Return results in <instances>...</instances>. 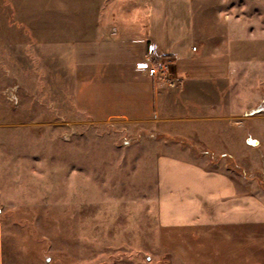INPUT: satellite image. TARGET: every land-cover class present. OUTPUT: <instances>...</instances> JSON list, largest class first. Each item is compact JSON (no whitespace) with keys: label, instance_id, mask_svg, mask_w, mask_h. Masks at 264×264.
Masks as SVG:
<instances>
[{"label":"rangeland","instance_id":"374dc122","mask_svg":"<svg viewBox=\"0 0 264 264\" xmlns=\"http://www.w3.org/2000/svg\"><path fill=\"white\" fill-rule=\"evenodd\" d=\"M30 3L31 13L39 0ZM263 3L63 0L58 6L73 9L82 32L103 7L130 36H145L152 20L159 24L161 18L175 28L188 23L211 38L226 30L245 40L253 33L250 49L258 54ZM29 16L31 31L14 26L23 22L10 20L9 10L0 18V264H184V242L167 238L158 198L164 206L168 190L182 179L185 151L204 155L216 169L221 163L233 168L246 187L264 191L263 94L253 112H233L228 120L239 123L228 143L237 158L207 152L198 127V136L183 127L170 137L146 122H94L73 98L77 71L68 48L56 43L55 30L64 26L49 19L52 37L41 45L39 16ZM247 135L259 144L244 143ZM224 137L213 132L211 140L221 147Z\"/></svg>","mask_w":264,"mask_h":264},{"label":"crops","instance_id":"0c3cea01","mask_svg":"<svg viewBox=\"0 0 264 264\" xmlns=\"http://www.w3.org/2000/svg\"><path fill=\"white\" fill-rule=\"evenodd\" d=\"M30 1L0 0V18L9 10L10 20L12 16L23 22H13L14 26L31 31L29 14L39 16L36 36L41 45L52 37L48 22L62 23L64 28L55 30L56 43L68 48L77 71L73 98L92 121L146 122L170 137L183 127L191 130L189 136H198L194 131L198 127L199 142L207 152L221 160L238 157L237 149L228 143L233 124L239 123L228 120L241 110L246 117L264 95V38L259 43L263 50L256 54L250 49L256 46L253 33L248 40L230 35V30L211 38L188 23L175 28L161 18L159 24L152 20L147 35L130 36L112 24L110 12H102L103 7L98 17L93 14L86 20L89 30L82 32L73 9L58 6L63 0H39L31 13ZM142 61L167 63L174 86L136 70L135 64ZM213 132L225 136L221 147L213 144ZM251 141L256 140L245 136L244 143ZM183 154L188 161L180 164L182 179L168 190L165 205L160 195L158 204L167 238L184 242V264H264V191L246 187L238 173L223 163L216 169L196 151Z\"/></svg>","mask_w":264,"mask_h":264},{"label":"built area","instance_id":"2783aa9c","mask_svg":"<svg viewBox=\"0 0 264 264\" xmlns=\"http://www.w3.org/2000/svg\"><path fill=\"white\" fill-rule=\"evenodd\" d=\"M136 69L145 72L149 77L154 78L155 80L166 81V84L169 87L174 86V82L170 80L168 64L165 62L159 63L157 65L143 62L137 65Z\"/></svg>","mask_w":264,"mask_h":264},{"label":"water","instance_id":"95a60500","mask_svg":"<svg viewBox=\"0 0 264 264\" xmlns=\"http://www.w3.org/2000/svg\"><path fill=\"white\" fill-rule=\"evenodd\" d=\"M249 144H251V145H256L257 142H256V141H251V142H249Z\"/></svg>","mask_w":264,"mask_h":264}]
</instances>
